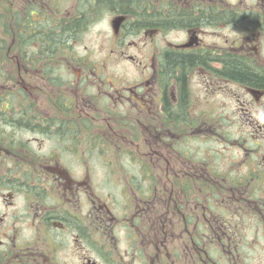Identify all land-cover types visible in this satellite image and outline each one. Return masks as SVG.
Instances as JSON below:
<instances>
[{"label":"flooded vegetation","instance_id":"flooded-vegetation-1","mask_svg":"<svg viewBox=\"0 0 264 264\" xmlns=\"http://www.w3.org/2000/svg\"><path fill=\"white\" fill-rule=\"evenodd\" d=\"M229 1L69 0L62 9L20 0L16 37L35 34L37 22H48L47 34L60 23L65 44L54 80L52 61H26L18 49L16 119L0 120V264H54L53 249L67 237L76 264H100L79 256L81 238L90 243L79 218L90 167L105 148L120 152L133 192L123 218L128 264H163L170 246V264H259L252 254L264 247V84L226 69L233 63L264 80V0ZM69 22L77 40L106 25L96 33L111 54L136 62L131 74L77 56L69 63ZM37 79L58 89L49 106L38 102ZM126 119L135 123L129 129ZM95 197L92 218L113 248L101 257L116 264L106 227L112 210Z\"/></svg>","mask_w":264,"mask_h":264},{"label":"rangeland","instance_id":"rangeland-1","mask_svg":"<svg viewBox=\"0 0 264 264\" xmlns=\"http://www.w3.org/2000/svg\"><path fill=\"white\" fill-rule=\"evenodd\" d=\"M38 2H49V3H59L58 5L63 9L65 7V4L68 3L69 0H63V3H61L59 0H37ZM237 0H230L229 2H233ZM20 0H0V58L2 59L1 63L3 66L0 67V94L5 91L2 89V85L5 84V87H9L10 90L13 88L16 89V82L9 81L5 79L6 76L3 75L4 71H8V77L14 78L16 81V66L19 63L18 60L20 58L18 57V49L19 44L17 37L15 39V25H14V19L13 13L17 10ZM69 7V6H68ZM53 17L57 16L54 15L53 12L57 14V11L55 8L52 10ZM64 11V10H62ZM61 13V12H60ZM102 29H98V27H94L91 31V34L85 33L81 34V37L79 40L72 41L73 44L71 45V48L75 52V56L77 58L81 57V59L84 60L85 64H89L92 66H103V65H113L116 69L117 74H120L122 72L126 74H131V71H133L136 62L129 59H122L118 56H114L110 53V49L112 48V44L109 42V40L106 37H103L102 33L99 34L102 30L108 29L106 25L101 26ZM96 31H99L96 33ZM17 32V29H16ZM264 32V31H263ZM96 33V35H95ZM130 53H132L130 51ZM20 56V55H19ZM57 56L60 59V54L58 53ZM136 56V60H138ZM69 58H67L68 60ZM52 64H56L52 62ZM29 65L27 64V67ZM3 67V68H2ZM25 73L24 70L19 71L20 73ZM77 73V72H76ZM75 75V74H74ZM24 80L26 81V84L29 85V83L34 82L33 75L29 76V74H26V76L21 75ZM42 79V78H41ZM218 82V80H215ZM37 85L39 86V89L37 91L38 94V102L40 106H49V104L54 101L55 93H57L58 89L56 86H50L49 84L46 85L39 79L35 81ZM218 86V84H217ZM13 91V90H11ZM218 100L221 98V95H217ZM127 120V119H126ZM125 120V121H126ZM130 120H127L128 127H125L129 129V125L135 124L134 122L129 123ZM124 124L125 122L122 121ZM124 125H122L123 127ZM98 162L94 163L90 167V173L89 177L91 178L88 182V190L84 195V208H83V214L80 216L81 222L85 224L86 230L88 232V236L90 238V243H86L84 237L81 238V242L83 244V251L79 252V256L89 257L92 260H97V258L100 261V264H108L110 262V257H108V263H105L104 260L101 257V254L108 255L109 250H113L112 247H110L108 244H105L104 240V234L102 233L104 230L97 228L99 231H97L96 227H98L97 223L93 218L91 214V202L90 198L92 197L96 199V195L101 196V203H106L112 210L111 217L114 218V222H109L106 227H112L111 235L113 238V242L115 245H117V248H114V250H118L120 253L119 255L116 254V262L118 264H128L129 258L125 257V255H128V250H131V246L125 244V236H124V225L123 222L125 219L123 218H129L130 213L132 212L133 208V201H130L131 193V187L130 184H127V173L122 169L123 167L119 165V159H120V152L116 149H107L105 148L102 150V153H98ZM112 162V163H111ZM3 167L1 161H0V168ZM95 193L96 195H94ZM115 195V202L119 205L115 204L113 201ZM52 199V197L50 196ZM126 200H129L128 204L130 205V208L126 209L129 210L125 212V206ZM98 202V201H97ZM56 202H52L51 205H55ZM122 210L123 217H120V214L118 213L120 208ZM123 225V226H122ZM173 234V233H172ZM172 237V236H171ZM146 239V238H144ZM173 239V237H172ZM87 240H89L87 238ZM100 241V244H97V247L99 248V253H96L93 250V247L96 246L92 242ZM126 241L129 242V238L126 237ZM153 241V239H152ZM155 241H153L154 243ZM55 245V244H54ZM90 247H89V246ZM174 246V245H173ZM172 249L171 246L168 248L170 251V259L162 258L163 264H170L171 260H173L172 256ZM150 249L147 250V252ZM53 255L55 258L53 259L56 263L54 264H76L77 261H80L76 246L74 245L73 238L67 237V239L64 240V243L55 245V248L53 249ZM109 256V255H108ZM253 258H259V264H264V247L258 248L253 254ZM115 262V263H116ZM97 263L98 260H97ZM116 263V264H117ZM147 264H153L152 261H149V258L146 259ZM86 264V263H85ZM133 264V263H132Z\"/></svg>","mask_w":264,"mask_h":264},{"label":"trees","instance_id":"trees-1","mask_svg":"<svg viewBox=\"0 0 264 264\" xmlns=\"http://www.w3.org/2000/svg\"><path fill=\"white\" fill-rule=\"evenodd\" d=\"M12 19H14V25H15L14 27L16 33V11L13 13ZM27 20L29 22V19ZM28 22H26L25 24L20 23V25L23 26V29L24 28L33 29V26L29 25ZM48 26H50L48 22H37L35 24V28L37 29L35 34L32 31L31 33H29L30 35L24 34L23 31L19 32V36H17L18 44L22 53L21 57L24 60L30 62L32 61L33 63L40 65L47 63V61L49 63H51L50 61H52L56 64H60V59L57 56L58 53L56 52V50L62 47V44H65L62 41L63 39L62 34L56 33V29H59L60 23L53 24L52 33L49 32L47 34V32L43 31V28H46ZM77 26L78 25H76L75 23L69 22L67 27V34H68L67 48H68L69 63H74L76 58L75 52L71 48V45L73 44L74 41L77 40V35H78ZM15 39H16V34H15ZM34 42L39 43L38 48L34 47ZM34 48L36 49V51L34 50ZM1 61L2 59L0 58V67L3 66ZM52 65L53 64H50V66L47 67V71H51V75L53 76L52 80H54L55 78L54 74L56 69L55 66ZM226 73L228 74L229 77L235 78L240 81L251 82L255 84H264V80H260L259 78H257L255 74H253V72H250L249 70L233 63L230 65V67H227ZM5 74H6V76L4 77L5 79L9 81H13L14 83L16 82L14 78L7 76L9 74L8 71H4L3 75ZM2 89H4L5 91H3V93L0 94V120L7 117H9V119H16V89L14 90L12 88L11 90L13 91H11L9 87H5V84L2 85ZM133 186L135 188H139L141 187V184L134 183Z\"/></svg>","mask_w":264,"mask_h":264}]
</instances>
